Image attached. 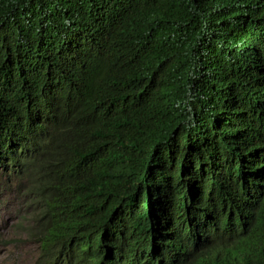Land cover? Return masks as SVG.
<instances>
[{
  "label": "trees",
  "instance_id": "1",
  "mask_svg": "<svg viewBox=\"0 0 264 264\" xmlns=\"http://www.w3.org/2000/svg\"><path fill=\"white\" fill-rule=\"evenodd\" d=\"M0 174L36 264H264V0H0Z\"/></svg>",
  "mask_w": 264,
  "mask_h": 264
},
{
  "label": "rangeland",
  "instance_id": "2",
  "mask_svg": "<svg viewBox=\"0 0 264 264\" xmlns=\"http://www.w3.org/2000/svg\"><path fill=\"white\" fill-rule=\"evenodd\" d=\"M8 176L0 174V264H36L35 204L23 189L25 178Z\"/></svg>",
  "mask_w": 264,
  "mask_h": 264
}]
</instances>
